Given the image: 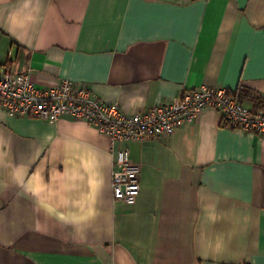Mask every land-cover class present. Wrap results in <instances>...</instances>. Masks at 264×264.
<instances>
[{
	"label": "crops",
	"instance_id": "obj_1",
	"mask_svg": "<svg viewBox=\"0 0 264 264\" xmlns=\"http://www.w3.org/2000/svg\"><path fill=\"white\" fill-rule=\"evenodd\" d=\"M0 64L126 113L201 84L247 88L258 108L264 0H0ZM124 146L134 204L113 198L116 156L95 126L0 106V264H264V137L209 106Z\"/></svg>",
	"mask_w": 264,
	"mask_h": 264
},
{
	"label": "built area",
	"instance_id": "obj_2",
	"mask_svg": "<svg viewBox=\"0 0 264 264\" xmlns=\"http://www.w3.org/2000/svg\"><path fill=\"white\" fill-rule=\"evenodd\" d=\"M0 106L11 116H33L51 121L63 114L85 120L110 139L116 156L111 173L112 196L134 204L140 192V166L129 159L125 142H143L156 136H169L177 128L192 123L206 107L222 112L230 127L264 137V101L251 108L237 101L223 87L206 84L185 87L181 96L153 108L123 112L118 104L105 102L82 82L64 78L38 85L29 70L16 71L0 64Z\"/></svg>",
	"mask_w": 264,
	"mask_h": 264
},
{
	"label": "trees",
	"instance_id": "obj_3",
	"mask_svg": "<svg viewBox=\"0 0 264 264\" xmlns=\"http://www.w3.org/2000/svg\"><path fill=\"white\" fill-rule=\"evenodd\" d=\"M250 90L247 88H239L238 91H227L228 94L232 95L237 101L241 102L242 99L248 95ZM262 103V102H261ZM260 103V104H261Z\"/></svg>",
	"mask_w": 264,
	"mask_h": 264
}]
</instances>
